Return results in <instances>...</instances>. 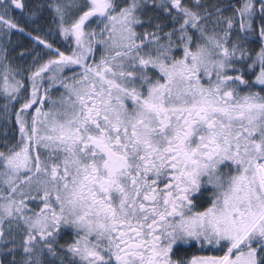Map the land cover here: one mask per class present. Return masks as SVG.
Wrapping results in <instances>:
<instances>
[{"label": "snow or ice", "instance_id": "1", "mask_svg": "<svg viewBox=\"0 0 264 264\" xmlns=\"http://www.w3.org/2000/svg\"><path fill=\"white\" fill-rule=\"evenodd\" d=\"M0 264H264V0H0Z\"/></svg>", "mask_w": 264, "mask_h": 264}]
</instances>
